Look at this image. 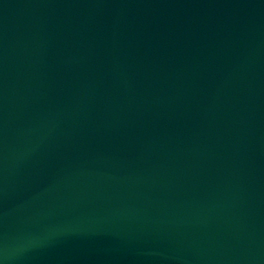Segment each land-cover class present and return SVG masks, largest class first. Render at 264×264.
<instances>
[{
  "label": "water",
  "instance_id": "water-1",
  "mask_svg": "<svg viewBox=\"0 0 264 264\" xmlns=\"http://www.w3.org/2000/svg\"><path fill=\"white\" fill-rule=\"evenodd\" d=\"M16 248L5 264H264V0H0Z\"/></svg>",
  "mask_w": 264,
  "mask_h": 264
},
{
  "label": "clouds",
  "instance_id": "clouds-1",
  "mask_svg": "<svg viewBox=\"0 0 264 264\" xmlns=\"http://www.w3.org/2000/svg\"><path fill=\"white\" fill-rule=\"evenodd\" d=\"M17 251H19V248L12 249L9 254H6L3 258H0V264H5V260L9 259L12 255H15Z\"/></svg>",
  "mask_w": 264,
  "mask_h": 264
}]
</instances>
